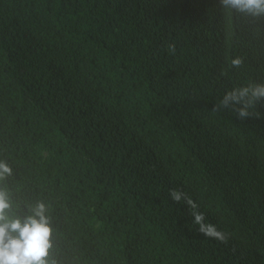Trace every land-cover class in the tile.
Segmentation results:
<instances>
[{
  "label": "trees",
  "instance_id": "trees-1",
  "mask_svg": "<svg viewBox=\"0 0 264 264\" xmlns=\"http://www.w3.org/2000/svg\"><path fill=\"white\" fill-rule=\"evenodd\" d=\"M257 84L264 17L219 0H0L8 215L57 264H264V99L221 105Z\"/></svg>",
  "mask_w": 264,
  "mask_h": 264
},
{
  "label": "clouds",
  "instance_id": "clouds-1",
  "mask_svg": "<svg viewBox=\"0 0 264 264\" xmlns=\"http://www.w3.org/2000/svg\"><path fill=\"white\" fill-rule=\"evenodd\" d=\"M224 9H230L237 14L252 18L264 17V0H219ZM170 52H175V45H169ZM243 60L239 57L231 61L232 66L239 68ZM264 99V84L251 85L233 90L225 95L221 105L227 107L230 102L242 104L237 109L240 118L249 115L248 108L256 101ZM12 175V168L6 161H0V180ZM178 199V197H177ZM10 198L6 191L0 190V264H57L51 258L53 248V228L47 208L43 202H38L29 209V214L22 217H10ZM199 220V217L197 218ZM221 240H226L223 234L211 230Z\"/></svg>",
  "mask_w": 264,
  "mask_h": 264
}]
</instances>
